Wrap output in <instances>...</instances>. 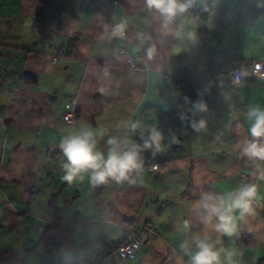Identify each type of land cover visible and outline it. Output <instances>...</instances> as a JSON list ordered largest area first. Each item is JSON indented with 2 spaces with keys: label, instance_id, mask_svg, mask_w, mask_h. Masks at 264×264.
Listing matches in <instances>:
<instances>
[{
  "label": "crops",
  "instance_id": "1",
  "mask_svg": "<svg viewBox=\"0 0 264 264\" xmlns=\"http://www.w3.org/2000/svg\"><path fill=\"white\" fill-rule=\"evenodd\" d=\"M212 1L205 19L188 12L173 25L186 32L195 20L193 43L162 36L145 0H0V264H188L179 245L205 230L192 207L200 193L255 182L264 161L242 157L236 145L248 137L247 106L264 105V75L230 85L220 72L264 61V0ZM37 16L43 32L32 26ZM120 23L123 38L111 35ZM72 94L76 118L66 122ZM200 98L208 110L194 116ZM129 119L161 130L167 150L142 153L144 167L150 158L156 170L133 174L135 183L93 185L88 173L71 184L62 179L63 135L89 125L123 137ZM201 119L206 127L195 131ZM131 138L143 142L139 132ZM107 139L98 145L105 154ZM126 229L139 231L141 246L133 259H114L108 247ZM222 246L242 254L239 264H264V199Z\"/></svg>",
  "mask_w": 264,
  "mask_h": 264
},
{
  "label": "clouds",
  "instance_id": "2",
  "mask_svg": "<svg viewBox=\"0 0 264 264\" xmlns=\"http://www.w3.org/2000/svg\"><path fill=\"white\" fill-rule=\"evenodd\" d=\"M195 2L196 0H145L147 9L155 13L153 19L160 21L162 36L183 37L193 43L197 39L195 20L191 22V30L186 32L174 29L173 25L177 18L188 13ZM125 28L126 24L120 23L111 35L123 38ZM155 52L156 45L152 44L147 50L148 58L151 59ZM197 95H201L199 90ZM207 110V104L202 98L192 102L194 116ZM244 117L248 124V137L238 142L236 148L248 160L264 161V105L249 104ZM181 119H185L183 114ZM191 126L195 131H200L206 127V121H193ZM117 127L120 128L119 125ZM123 132V137L110 136L107 129L82 125L79 130L63 135L59 141V148L65 158V174L62 179L71 184L77 179H83V173H88L93 185L109 181L118 184L135 183V176H142L144 171L142 153L151 150L152 156H156L167 150L162 143L164 136L157 127H146L140 121L131 119L123 123ZM137 132L142 143L131 138ZM105 136H108L106 143L109 146L106 154L98 148L100 140ZM257 171L258 175L253 173L255 182L241 183L227 192L200 193L192 207L205 225V230L193 236L191 241L185 239L179 245L180 250L188 256V264H239L235 257L242 254L225 249L222 245L224 238L231 239L239 234L243 225L248 223V218L256 214V208L264 199L261 194L264 170H260L257 165ZM182 231L185 235L190 232L188 220L182 222ZM211 233H215L214 238Z\"/></svg>",
  "mask_w": 264,
  "mask_h": 264
},
{
  "label": "built area",
  "instance_id": "3",
  "mask_svg": "<svg viewBox=\"0 0 264 264\" xmlns=\"http://www.w3.org/2000/svg\"><path fill=\"white\" fill-rule=\"evenodd\" d=\"M115 7V2L110 3L109 9L112 10ZM135 60L132 58L128 60L129 65H134ZM264 75V61H241L238 63H229L220 72L226 83L233 85L241 81L245 75ZM76 103L77 98L75 95H70L66 104V109L61 115V119L66 122H73L76 118ZM157 165L151 163V159H147L144 169L148 171L156 170ZM149 225V224H148ZM148 225H144L143 228H147ZM141 246V238L139 231L125 230L123 238L108 247V254L114 259H133L137 256V252Z\"/></svg>",
  "mask_w": 264,
  "mask_h": 264
},
{
  "label": "trees",
  "instance_id": "4",
  "mask_svg": "<svg viewBox=\"0 0 264 264\" xmlns=\"http://www.w3.org/2000/svg\"><path fill=\"white\" fill-rule=\"evenodd\" d=\"M213 6H214V3L212 0H204L200 5H197V3L195 2L193 7L189 9L188 12L192 14L194 17L205 19L208 16L209 12L212 10ZM179 18H177V20H179ZM32 26L38 32H43L46 27L45 21L41 16H37L34 19ZM74 45H75V38H70L66 44L67 54L71 52Z\"/></svg>",
  "mask_w": 264,
  "mask_h": 264
},
{
  "label": "water",
  "instance_id": "5",
  "mask_svg": "<svg viewBox=\"0 0 264 264\" xmlns=\"http://www.w3.org/2000/svg\"><path fill=\"white\" fill-rule=\"evenodd\" d=\"M23 74L32 77V78L34 79V81H36V77H35V75H34L32 72H30V71H24ZM173 145L176 146V144H174V143H173ZM245 241H246V240L244 239V240H243V243H244Z\"/></svg>",
  "mask_w": 264,
  "mask_h": 264
},
{
  "label": "rangeland",
  "instance_id": "6",
  "mask_svg": "<svg viewBox=\"0 0 264 264\" xmlns=\"http://www.w3.org/2000/svg\"><path fill=\"white\" fill-rule=\"evenodd\" d=\"M24 262L22 264H31V260L26 258L23 260ZM33 263L35 264L34 260H33ZM5 264V263H4ZM14 264H20V260H16L14 261Z\"/></svg>",
  "mask_w": 264,
  "mask_h": 264
}]
</instances>
